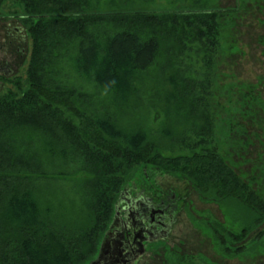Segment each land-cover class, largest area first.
<instances>
[{
	"label": "trees",
	"instance_id": "obj_1",
	"mask_svg": "<svg viewBox=\"0 0 264 264\" xmlns=\"http://www.w3.org/2000/svg\"><path fill=\"white\" fill-rule=\"evenodd\" d=\"M9 3L21 8L33 53L26 81L16 79L0 96V264L90 263L100 249L99 233L116 215L121 188L147 178L144 166L192 182L203 199L218 204L227 223L207 221L216 247L230 257L244 253L248 245L239 244L264 224V193L250 188L226 163L224 142L216 138L209 85L197 87L180 71L167 80L173 90L164 103L165 119L173 126L176 119L187 117L198 125L194 138L171 128L159 131L177 137L174 150L180 153L166 156L151 130L124 131L110 118L83 114L75 106L73 90L47 84L39 73L42 56L58 76L72 77L84 87L92 83L101 95L125 100L137 91L134 82L157 65L164 45L173 42L171 52L183 44L186 26L196 30L192 37L205 50L217 51V11L191 9L161 16L136 11L135 16H115L123 29L95 34L87 30L92 15L75 14L74 4L0 0V7ZM146 27L148 35L142 31ZM47 36L51 40L45 42ZM79 158L85 169L77 176L69 169ZM79 187L90 189L92 198ZM263 235L252 238L253 248L263 244L258 242ZM193 260L183 257L177 264Z\"/></svg>",
	"mask_w": 264,
	"mask_h": 264
},
{
	"label": "rangeland",
	"instance_id": "obj_2",
	"mask_svg": "<svg viewBox=\"0 0 264 264\" xmlns=\"http://www.w3.org/2000/svg\"><path fill=\"white\" fill-rule=\"evenodd\" d=\"M61 3L74 4L75 14L92 15L94 20L88 22L87 30L95 34L123 29L125 25L115 16H135L133 13L136 11L161 16L163 12L174 14L171 11L216 10L220 17L217 51L213 52L209 47L205 50L199 39L192 37L196 35V30L186 26L183 44L171 52L173 42L164 45L157 65L134 82L137 91L133 90L125 100L101 95L91 88L92 83L84 87L72 77L58 76L53 66L42 62V56L39 73L45 75L47 84L58 83L73 90L75 106L83 114L110 118L124 131L151 130L155 142L165 148L162 153L166 156L180 153V150H174L178 145L177 137L170 139L159 131L171 128L194 138L198 125L195 126L194 120L187 117L176 119L172 122L173 126L165 119L164 103L173 90L167 80L180 71L197 87L202 83L209 85L211 107L216 113V138L224 142L223 151L228 158L226 163L250 188L264 193V0H61ZM21 15L17 4L0 7V16H4L0 19L3 55L7 49L11 51L13 40L6 27L14 28V81L22 78L24 82L32 61L33 39ZM79 15L71 17L78 19ZM172 24L169 23L170 26ZM149 30L148 27L142 29L145 35L149 34ZM60 32L64 33L65 29H60ZM49 36L45 42L51 40ZM6 55L9 59L10 53ZM42 55L45 56V52ZM72 116L75 118V112ZM74 163L69 170L79 176L80 170L85 169L84 160L79 158ZM142 169L146 170L147 178L138 177L136 182L121 188L120 201L115 205L118 216L115 219V215L109 222L108 229L99 233V243L102 244L110 226L125 217L127 200H138V203L144 195L153 202H159L176 192L174 204L177 209L167 235H156V238L144 242V251L136 256L132 264H177L183 257L194 258L193 264H264V235L258 241L263 243L260 246L253 248L256 243L251 241L259 233H264V224L239 244L248 245L244 253L235 257L223 255L207 228L209 219L227 223L220 206L203 199L194 190L192 182L178 178H174L173 182L172 177L155 166H144ZM79 188L82 195L92 198L90 189Z\"/></svg>",
	"mask_w": 264,
	"mask_h": 264
},
{
	"label": "water",
	"instance_id": "obj_3",
	"mask_svg": "<svg viewBox=\"0 0 264 264\" xmlns=\"http://www.w3.org/2000/svg\"><path fill=\"white\" fill-rule=\"evenodd\" d=\"M172 181L175 182V179L173 178ZM140 194L142 195V193ZM175 196L176 192L167 196L166 199L158 200L159 202H153L150 200V198H145L144 195L143 200H139L138 203V200L129 199L127 204L129 203L131 205L130 209L133 210V216H127V212H125V217L123 219L126 220H123L124 223L122 222V226L119 227L118 225L121 220L117 224L114 222L113 225L110 226L103 238L97 257H95V259L88 264H132L136 259V256L140 255V253L144 251V242L150 241L157 236H162L160 234L165 233L167 235L174 219V212H176L177 209L174 204ZM164 204L168 206L169 216L164 215V217L159 218L160 216H163V211L161 210L164 209ZM143 211L147 215V218H143ZM117 216L118 214H116L115 219ZM154 217L155 219L153 221L152 219ZM132 218L136 220L142 219L145 221V225L141 227L147 232V237L144 239L140 238L142 231H138L140 230L139 226L137 228H132V224L130 222ZM160 220L161 222H167L169 220V222L167 225L162 226L160 223H158ZM150 225H154V227L150 229L151 232H148L147 229ZM131 229L136 232L133 234ZM126 230L129 232L130 241L128 239L126 241L125 238H121ZM130 242L132 245L129 244Z\"/></svg>",
	"mask_w": 264,
	"mask_h": 264
},
{
	"label": "flooded vegetation",
	"instance_id": "obj_4",
	"mask_svg": "<svg viewBox=\"0 0 264 264\" xmlns=\"http://www.w3.org/2000/svg\"><path fill=\"white\" fill-rule=\"evenodd\" d=\"M4 16H0V19H2ZM10 18H14V16H11ZM7 30H8V35H10V37H12V41L10 43L11 45V51H9V49L6 50V54L10 53V56H9V59L7 58V55L4 54L3 55V45H2V40H1V32H0V96L5 93L6 91H8L9 89L13 88V85H14V67H13V63H14V58L12 56H14V28H10V27H6ZM0 31H1V27H0ZM127 202H129V200H127ZM125 205H128L124 211L127 212V216H133V210L130 209V204H125ZM163 211V216H160L159 218L161 217H164L165 216H169V209H168V206H166V204H164V209L161 210ZM125 215V214H124ZM143 218H147V215L145 214V212L143 211V214H142ZM155 217L152 219L154 221ZM122 222H123V219H121V222L118 224L119 227L122 226ZM131 224H132V228H137L139 226V229L138 231H142L141 232V235H140V238L144 239L145 237H147V232L141 227L143 225H145V221L142 220V219H134L132 218V220H130ZM169 222V220L167 222H161L158 221V223H160L162 226L163 225H167ZM124 223V222H123ZM131 226V225H130ZM150 227V228H149ZM147 229V231L151 232V228L154 227V225H150ZM147 228V227H146ZM131 231L133 232V234L136 232L134 231L133 229H131ZM122 239L125 238V240L127 241V239L130 241L129 239V232L128 230H126L124 232V235L121 237ZM130 245L131 242L129 243Z\"/></svg>",
	"mask_w": 264,
	"mask_h": 264
}]
</instances>
